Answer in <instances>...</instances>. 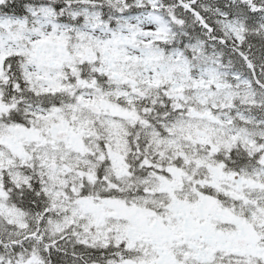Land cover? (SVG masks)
I'll return each instance as SVG.
<instances>
[{
	"label": "snow or ice",
	"instance_id": "obj_1",
	"mask_svg": "<svg viewBox=\"0 0 264 264\" xmlns=\"http://www.w3.org/2000/svg\"><path fill=\"white\" fill-rule=\"evenodd\" d=\"M0 264H264V0H0Z\"/></svg>",
	"mask_w": 264,
	"mask_h": 264
}]
</instances>
